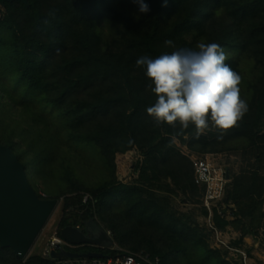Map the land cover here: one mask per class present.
Instances as JSON below:
<instances>
[{"label": "trees", "instance_id": "1", "mask_svg": "<svg viewBox=\"0 0 264 264\" xmlns=\"http://www.w3.org/2000/svg\"><path fill=\"white\" fill-rule=\"evenodd\" d=\"M122 1L0 4V144L22 163L30 184L37 176L53 191L52 199L63 197L58 235L64 226L84 233L102 226L111 233L107 246L79 244L71 251L115 255L114 242L126 251L158 256L159 264H232L209 247L204 231L158 200L151 183L171 178L198 199L183 150L215 153L240 141L253 150L256 169L248 176L232 177L228 171L226 202L246 198V209L232 208L230 219L215 217V223L223 228L236 222L241 235L250 234L242 219L252 216L263 188L258 171L264 152V0H168L166 6L145 0L147 13L134 2L137 7L129 12ZM100 18L111 33L98 27ZM200 42H216L229 52L225 63L242 77L248 112L226 133L209 131L197 138L192 127L177 135V129L157 126L148 116L155 95L135 61L196 49ZM82 157L95 159L98 182L86 184L75 174L73 159ZM126 170L134 183L118 181ZM57 261L35 251L19 258L0 248V264Z\"/></svg>", "mask_w": 264, "mask_h": 264}, {"label": "clouds", "instance_id": "2", "mask_svg": "<svg viewBox=\"0 0 264 264\" xmlns=\"http://www.w3.org/2000/svg\"><path fill=\"white\" fill-rule=\"evenodd\" d=\"M133 2L140 13L150 11L145 0ZM167 3L162 0L163 6ZM164 43L173 45L171 40ZM227 59L216 42H200L196 49L179 48L155 58L139 57L135 63L144 68L155 95V102L146 108L148 116L157 126L177 129V135L192 127L197 138L213 129L222 135L238 126L248 103L241 96L242 77L225 63Z\"/></svg>", "mask_w": 264, "mask_h": 264}, {"label": "rangeland", "instance_id": "3", "mask_svg": "<svg viewBox=\"0 0 264 264\" xmlns=\"http://www.w3.org/2000/svg\"><path fill=\"white\" fill-rule=\"evenodd\" d=\"M122 5L124 9L129 12H133V10H135L137 7L133 5L132 0H123ZM97 25L105 35L111 33L112 27L108 24H105L102 18L97 20ZM226 53L229 55L228 51H226ZM13 111L17 112L16 108H14ZM212 131H215V129H213ZM183 153L186 156H190L191 154H195L196 152L183 150ZM215 154L217 155V161L228 169L232 177L248 176L251 175V173L256 169L255 165L257 164V161L255 160L253 150L251 148L243 146L240 141L233 142L230 147H227V149L223 151L215 152ZM73 164H75V174L84 183L94 184L100 180V173L95 159L88 160L87 158L83 157L79 160L73 159ZM258 174L261 178H263V188L261 189V195L259 196L260 203L254 209L251 217L242 219L243 222L248 224L249 230L251 231L250 235H247L245 240L242 238L239 240L238 238H240V235H237L235 232L239 234V232H241V228L238 224H236V222H233L231 225H229V228L225 230H228L227 233L229 234V236H231V238H237L234 241L235 244H237L236 242L239 241L238 244L241 247L247 249L249 252L256 251L264 256V152L262 161L259 165ZM118 181L134 183L136 179L131 176L129 170H126L118 176ZM151 184V189L153 190L155 196H157L158 200H160L161 202L167 203L168 208L169 210H171V212H173L177 217H181L191 226L197 225L202 233L203 231L206 233V230L203 226L204 212L198 204L197 197H193L188 191H183L181 184L176 183L171 178L161 179L160 181H155ZM31 185L36 189L38 193L41 194L43 199H51L56 203L27 254L33 251L42 253L47 240L51 237L54 231H56L57 217L59 215L63 200V197L52 199L51 196L54 194L53 191L50 188H47L45 182H43V180L41 178H38L37 176H34L33 180L31 181ZM53 186L55 187V189H58L60 187V185L56 182V179L54 180ZM232 202L233 203L229 204L232 206L235 212H239V210L242 208L246 209V198L238 200L237 203L234 201ZM101 229L103 231L105 230L102 226H95L85 228L84 231L86 235H98L101 232ZM106 231L107 230H105L104 232ZM108 237L111 238V233L108 234ZM205 238L209 247H212L213 242L207 236V234ZM103 245L107 246L109 244L107 241H104ZM111 246L114 248H118V246L114 242L111 244Z\"/></svg>", "mask_w": 264, "mask_h": 264}, {"label": "water", "instance_id": "4", "mask_svg": "<svg viewBox=\"0 0 264 264\" xmlns=\"http://www.w3.org/2000/svg\"><path fill=\"white\" fill-rule=\"evenodd\" d=\"M4 1L0 0V4ZM226 200V198H225ZM55 201L40 199L32 188L24 167L8 146L0 144V248L11 249L24 258L44 223L52 212ZM59 236L70 244L102 246L111 243L104 231L86 235L74 226H64ZM99 252L78 253L63 249L50 251L52 258L101 257Z\"/></svg>", "mask_w": 264, "mask_h": 264}, {"label": "built area", "instance_id": "5", "mask_svg": "<svg viewBox=\"0 0 264 264\" xmlns=\"http://www.w3.org/2000/svg\"><path fill=\"white\" fill-rule=\"evenodd\" d=\"M192 165L193 182L199 190L198 204L204 212L203 226L207 236L212 240V248L218 249L223 257L232 264H264L252 257V253L235 244V238L227 233L229 225L220 228L215 223V217L228 220L232 217V206L226 202V189L230 181L228 170L217 161L215 153L191 154L188 156ZM88 195L85 194L82 202H85ZM235 232V231H234ZM106 235L110 234L107 230ZM237 235V232H235ZM230 237V238H229ZM239 239V238H238ZM77 245L70 244L62 239L56 231L47 240L42 255L50 257V251L67 250L71 251ZM104 247V246H102ZM119 253L101 257L83 258H60L58 264H159L158 256H151L144 251H126L120 248L111 247Z\"/></svg>", "mask_w": 264, "mask_h": 264}, {"label": "crops", "instance_id": "6", "mask_svg": "<svg viewBox=\"0 0 264 264\" xmlns=\"http://www.w3.org/2000/svg\"><path fill=\"white\" fill-rule=\"evenodd\" d=\"M239 232V231H238ZM239 234H240V238H239V240L242 238V239H246V236L247 235H250V234H244V235H241V232H239ZM256 245V244H255ZM252 253V257L254 258V259H257V260H259V261H264V256L263 255H261L260 253H258V252H256V251H253V252H251Z\"/></svg>", "mask_w": 264, "mask_h": 264}, {"label": "flooded vegetation", "instance_id": "7", "mask_svg": "<svg viewBox=\"0 0 264 264\" xmlns=\"http://www.w3.org/2000/svg\"><path fill=\"white\" fill-rule=\"evenodd\" d=\"M99 247V246H98Z\"/></svg>", "mask_w": 264, "mask_h": 264}]
</instances>
